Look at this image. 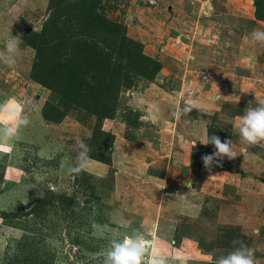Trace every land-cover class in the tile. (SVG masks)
<instances>
[{"label":"rangeland","instance_id":"obj_1","mask_svg":"<svg viewBox=\"0 0 264 264\" xmlns=\"http://www.w3.org/2000/svg\"><path fill=\"white\" fill-rule=\"evenodd\" d=\"M49 6L0 0V53L23 38L15 65L0 61V102L26 101L31 121L0 149V264H103L114 234L134 230L170 264H214L233 240L264 264V143L243 144L234 120L264 102V45L244 39L264 29V0H100L98 13L158 65L154 77L131 70L113 119L59 104L33 79L26 38L42 32ZM189 98L192 110L174 117ZM212 134L238 157L210 173L202 157L215 147L201 143ZM80 142L90 160L73 173Z\"/></svg>","mask_w":264,"mask_h":264},{"label":"trees","instance_id":"obj_2","mask_svg":"<svg viewBox=\"0 0 264 264\" xmlns=\"http://www.w3.org/2000/svg\"><path fill=\"white\" fill-rule=\"evenodd\" d=\"M99 2L50 0L42 32L27 37L26 42L35 50L33 79L52 91L59 104L70 102L67 107L76 105L97 118L113 119L121 88L132 82L131 70L154 77L158 65L141 53L142 46L127 37L122 25L98 13ZM66 22L69 26L64 29ZM98 42L106 50L100 49ZM64 50L69 52L67 57ZM48 107L51 114L45 110L43 115L53 120L59 109L52 102Z\"/></svg>","mask_w":264,"mask_h":264},{"label":"clouds","instance_id":"obj_3","mask_svg":"<svg viewBox=\"0 0 264 264\" xmlns=\"http://www.w3.org/2000/svg\"><path fill=\"white\" fill-rule=\"evenodd\" d=\"M244 39L253 43L264 45V29H253ZM22 37L13 35L7 39L5 50L0 53V61L13 66L16 63L20 52ZM27 102L17 100L15 97L0 102V149L10 146L7 142L19 138L23 128L30 124V117L24 111ZM196 103L189 98L184 106L172 113L177 119L188 114L192 110V105ZM255 105V106H253ZM151 118L157 119L160 115L158 107L150 109ZM239 131V138L246 145H261L264 143V102L249 104L243 115L234 117ZM207 146L214 145L215 151L202 157L205 168L211 173L212 167L222 166L219 161L227 157L233 160L238 157L236 145L231 139L221 140L215 134L206 136L202 143ZM79 149L76 157V166L70 169L73 173H79L88 167L91 149L80 142L76 145ZM214 176H211L212 178ZM190 188V185H187ZM184 195L176 194V197ZM146 234L140 230H134L125 234L122 238L114 234L109 242V246L103 252V264H170L167 255L157 253L155 247L150 248ZM233 248L226 254H221L214 258V264H261L255 256L254 249L245 245L242 241L233 240Z\"/></svg>","mask_w":264,"mask_h":264},{"label":"crops","instance_id":"obj_4","mask_svg":"<svg viewBox=\"0 0 264 264\" xmlns=\"http://www.w3.org/2000/svg\"><path fill=\"white\" fill-rule=\"evenodd\" d=\"M183 137H184V139H188V136H186V135H183Z\"/></svg>","mask_w":264,"mask_h":264}]
</instances>
